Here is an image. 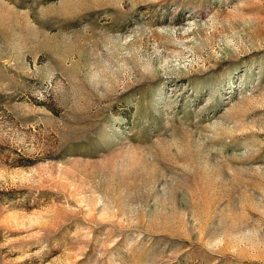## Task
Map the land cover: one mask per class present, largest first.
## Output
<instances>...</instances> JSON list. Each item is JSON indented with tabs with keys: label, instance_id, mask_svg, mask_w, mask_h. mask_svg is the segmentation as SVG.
<instances>
[{
	"label": "rangeland",
	"instance_id": "1",
	"mask_svg": "<svg viewBox=\"0 0 264 264\" xmlns=\"http://www.w3.org/2000/svg\"><path fill=\"white\" fill-rule=\"evenodd\" d=\"M0 264H264V0H0Z\"/></svg>",
	"mask_w": 264,
	"mask_h": 264
}]
</instances>
